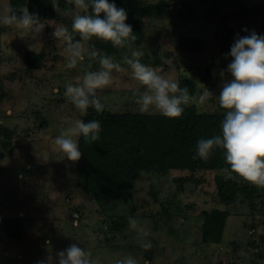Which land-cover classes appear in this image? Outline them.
I'll list each match as a JSON object with an SVG mask.
<instances>
[{
	"label": "rangeland",
	"instance_id": "obj_1",
	"mask_svg": "<svg viewBox=\"0 0 264 264\" xmlns=\"http://www.w3.org/2000/svg\"><path fill=\"white\" fill-rule=\"evenodd\" d=\"M47 1L52 7L51 0ZM136 2L169 7L167 17L144 23V40L134 45L144 53L140 62L162 61L167 66H147L178 82L190 74L195 94L200 91L199 83L213 93L196 107L198 112L226 113L218 95L221 84L231 79L227 66L232 57L228 54L237 34L246 36L255 31L264 35V0ZM7 6L10 0H0V12ZM71 12L74 9H61L53 20H42V41L0 25V220L19 218L23 222L18 240L6 239L0 231V264H37L49 253L57 264L55 254L72 243L89 251L97 264H115L129 255L138 264H264V189L252 187L251 194L239 189L236 200L224 204L218 199L215 184L217 175L227 178L223 171L172 170L165 176L141 172L132 182L128 200L110 202L107 211L86 192L76 162L68 160L54 143L76 119L84 120L64 95L67 83L76 84L84 71L99 69L95 61L88 69L87 58L83 66L65 67L64 44L55 40L52 32L62 24L79 40L72 32ZM182 36L198 38L202 49L181 52L178 39ZM93 42L98 48L99 41ZM30 51L43 56L40 69L27 67ZM102 52L126 71L114 72L112 84L98 90V97L111 113H141L135 100L144 88L123 62V56L130 53L127 49ZM173 58L176 66L170 65ZM206 65H211L209 83L201 80L196 69ZM74 139L78 142L79 137ZM260 192L263 195L257 198ZM214 209L229 212L221 243L201 244L202 212ZM129 217L136 218L146 230L148 235L143 239L151 241V250L139 246L140 237L130 229Z\"/></svg>",
	"mask_w": 264,
	"mask_h": 264
},
{
	"label": "clouds",
	"instance_id": "obj_2",
	"mask_svg": "<svg viewBox=\"0 0 264 264\" xmlns=\"http://www.w3.org/2000/svg\"><path fill=\"white\" fill-rule=\"evenodd\" d=\"M67 2L74 5V12H71V28L80 38L74 39L72 33L62 24L54 27L52 36L64 44L65 67L75 69L78 65L83 66L85 58L89 61L88 69L93 61L99 64L98 70L84 71L78 83L66 85L64 95L82 117L87 115L89 108H93L97 113L104 111L105 105L97 95L98 90L112 84L114 72L126 71L121 63L98 49L94 39L110 43L117 49H127L130 53L123 56V62L130 67L133 79L144 88L135 100L141 113L155 111L169 119L179 118L185 107H200L213 95L200 83V91L191 94L189 88L180 87L177 80L165 78L154 68L141 63L139 58L144 53L134 47L137 35L133 33L132 26L126 23V11L118 8L114 2ZM51 4L59 14L61 9L58 0H51ZM0 25L14 27L23 33L22 37H30L33 41H42L45 28L39 15L29 12L26 3L19 11L11 6L4 7L0 12ZM243 31L248 32V29ZM228 55L232 57L227 66L231 79L221 84L218 95L219 105L226 110L221 125L222 135L200 139L193 159L206 161L214 149H222L224 160L229 166L222 169L227 178L237 182L245 181L264 189V35H258L255 31L246 36L237 34ZM220 75L224 76L223 70ZM186 78H191L190 74ZM100 132V121L93 119L84 123L82 119H76L73 126L55 137L54 143L68 160L77 162L82 153L74 137L83 136L88 142L95 143L100 140ZM128 224L131 230L138 232L139 246L145 251L151 250V241L143 239L148 233L138 224L137 219L129 217ZM55 259L57 264H97L92 259V254L77 243L58 251ZM37 264H54V257L49 253ZM115 264L138 262L129 255L116 260Z\"/></svg>",
	"mask_w": 264,
	"mask_h": 264
},
{
	"label": "trees",
	"instance_id": "obj_3",
	"mask_svg": "<svg viewBox=\"0 0 264 264\" xmlns=\"http://www.w3.org/2000/svg\"><path fill=\"white\" fill-rule=\"evenodd\" d=\"M58 2L62 10L74 9V5L69 4L67 0H58ZM109 2H114L118 8L126 11V23L132 26L133 33L137 35L134 45H140L144 40L143 26L146 20L167 17L169 14V7L166 5L140 6L136 0H109ZM25 3L29 12L37 13L41 20L50 21L55 18L56 12L47 0H10V6L16 11H19ZM178 44L179 50L185 53L198 52L203 46L198 38L188 36L180 37ZM97 46L109 54L120 50L102 41L97 42ZM173 61L170 65L176 66L177 61L174 58ZM42 62L43 56L40 54L32 51L27 53L26 64L30 70L40 69ZM145 65L167 66L162 61L156 60L153 62L146 60ZM196 69L201 80L209 83L212 76L211 65ZM179 83L180 87H188L190 93L195 94L196 84L193 76L181 78ZM224 116L225 112L199 113L195 105L185 107L182 115L174 119L166 118L161 114L111 113L106 107L103 112L97 113L93 108H89L83 122L88 123L93 119L100 121V140L90 143L83 136L79 137L78 145L82 156L75 163L77 174L94 202L102 211H107L110 202L128 200L133 190L132 182L141 172L165 176L172 170L222 171L229 167L224 160L222 149H214L206 161L199 158L194 160L193 156L200 139L222 135L221 125ZM215 184L218 199L224 204L233 203L239 189L251 194L252 187H255L249 186L250 184L245 181L237 182L223 175L215 177ZM241 184L244 187L241 188ZM262 192L256 197L261 198ZM228 217L227 210L214 209L202 212V233L198 242L221 243ZM22 227L23 222L19 218L0 220V231L6 239H20Z\"/></svg>",
	"mask_w": 264,
	"mask_h": 264
}]
</instances>
